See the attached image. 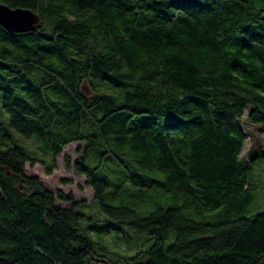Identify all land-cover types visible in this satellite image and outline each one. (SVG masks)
Here are the masks:
<instances>
[{
	"label": "trees",
	"instance_id": "obj_1",
	"mask_svg": "<svg viewBox=\"0 0 264 264\" xmlns=\"http://www.w3.org/2000/svg\"><path fill=\"white\" fill-rule=\"evenodd\" d=\"M0 3L40 17L0 25V264H117L94 255L71 194L24 173L50 174L73 142L98 227L149 236L118 264H264L249 132H264V0Z\"/></svg>",
	"mask_w": 264,
	"mask_h": 264
},
{
	"label": "rangeland",
	"instance_id": "obj_2",
	"mask_svg": "<svg viewBox=\"0 0 264 264\" xmlns=\"http://www.w3.org/2000/svg\"><path fill=\"white\" fill-rule=\"evenodd\" d=\"M85 92L88 95L93 93L92 88L86 83ZM251 144L255 146L257 150L264 152V132L258 129L250 130ZM25 145L28 148H37V143L34 138H22ZM84 142H73L65 146L64 150L56 156V166L50 174H46L45 167L40 163L30 165L29 162L25 163L24 173L27 175H37L45 187L50 189L54 194L58 191H62L65 194H71L76 202H79L75 206V210L85 213L88 217L87 220H81L78 223V230L80 233L89 236L94 241L93 253L97 258L107 257L114 263L120 262L123 258L130 256L135 252L134 249L140 247L146 248L150 241H146L149 236L142 232L134 230L123 229L121 225L119 228H108L101 230L97 224L103 223L98 218H106L109 216L107 213L100 210V206L97 200L93 199V189L85 182V178L75 172L72 166H66L64 157L68 156L71 160L78 157V148H83ZM262 162H255V172L258 174L259 194L256 207L253 210L264 208V170L262 169ZM260 164V165H258ZM256 176V175H255ZM64 179L66 181H64ZM70 179V180H69ZM68 180V181H67ZM86 202V203H84ZM112 205H117L118 201L111 202ZM57 206L67 207L70 206L68 202L57 200L55 202ZM125 205L130 208H134L140 211V207L132 202H125ZM152 207H155L154 203H151ZM165 206V205H163ZM107 215V216H106ZM194 217V216H193ZM195 219H200L198 216ZM123 229V231H122ZM170 240L175 237V231H168Z\"/></svg>",
	"mask_w": 264,
	"mask_h": 264
},
{
	"label": "water",
	"instance_id": "obj_3",
	"mask_svg": "<svg viewBox=\"0 0 264 264\" xmlns=\"http://www.w3.org/2000/svg\"><path fill=\"white\" fill-rule=\"evenodd\" d=\"M39 21V15L29 8L0 3V25L9 32L34 30Z\"/></svg>",
	"mask_w": 264,
	"mask_h": 264
}]
</instances>
